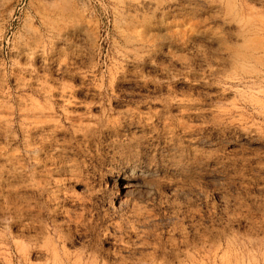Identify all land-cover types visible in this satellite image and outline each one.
<instances>
[{"label": "rangeland", "instance_id": "1", "mask_svg": "<svg viewBox=\"0 0 264 264\" xmlns=\"http://www.w3.org/2000/svg\"><path fill=\"white\" fill-rule=\"evenodd\" d=\"M0 264H264V0H0Z\"/></svg>", "mask_w": 264, "mask_h": 264}, {"label": "bare ground", "instance_id": "2", "mask_svg": "<svg viewBox=\"0 0 264 264\" xmlns=\"http://www.w3.org/2000/svg\"><path fill=\"white\" fill-rule=\"evenodd\" d=\"M134 179V178H133ZM124 186H125V184H124ZM131 186V185H130Z\"/></svg>", "mask_w": 264, "mask_h": 264}]
</instances>
